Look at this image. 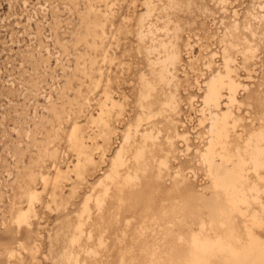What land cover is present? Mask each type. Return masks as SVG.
Masks as SVG:
<instances>
[{
    "label": "rangeland",
    "instance_id": "obj_1",
    "mask_svg": "<svg viewBox=\"0 0 264 264\" xmlns=\"http://www.w3.org/2000/svg\"><path fill=\"white\" fill-rule=\"evenodd\" d=\"M163 46L176 56L159 78ZM218 74L233 96L207 108ZM214 114L228 121L216 151L264 137V0H0V264H182L192 234L219 227L201 157ZM245 174L258 191L234 217L240 254L264 207V166ZM251 230L264 239V218Z\"/></svg>",
    "mask_w": 264,
    "mask_h": 264
},
{
    "label": "bare ground",
    "instance_id": "obj_2",
    "mask_svg": "<svg viewBox=\"0 0 264 264\" xmlns=\"http://www.w3.org/2000/svg\"><path fill=\"white\" fill-rule=\"evenodd\" d=\"M163 54H165L163 56L164 59L162 58L160 60L161 67L159 66L160 69L157 70V75H160L159 78L161 76L162 78L164 77V70L168 68V65L174 64L176 56L172 49L169 50V48L167 49L165 46H163ZM142 86L143 92L140 97L143 99L144 107H147V104L145 105L144 101L145 99L147 101V98L151 95L152 86L147 81H145ZM222 89H227L230 96H233V83L230 80H225L223 76L219 74L213 75L205 81L202 100L207 108L217 106ZM141 101L139 104L142 106ZM104 123L105 122H103V124ZM137 125L139 124L136 123L135 128ZM227 130V115L221 114L218 116V114H214L209 127L210 138L208 145L201 154L202 160L206 164L207 171H209L210 178L212 179L214 193V197L207 200L205 205L208 209L210 222L218 224L219 227L215 231L214 236L193 233L189 240L185 260L182 264H264V239H261L258 235H254L251 230V225L255 224L259 226L262 224V219L264 218V207L261 209L262 214L260 216L255 211H252L249 216L250 218L244 220L243 228H245L244 232L246 234L247 241L244 246V254H240L233 245L237 237L236 222L234 217L237 213L246 215L245 211L247 208L245 210H241L242 204H248V199L245 197V191H258L255 185L250 187L247 186L248 184L245 172L250 168L257 171L261 166H264V143H262L264 137L262 134H254L246 141L245 150H243V152L238 151L235 154L229 155L226 152L221 153L216 151L219 144H221L220 148L224 147L222 143L223 139L227 135ZM128 132L129 130L127 133ZM69 137L71 142L70 145L74 147V150L77 151V155L79 156V154H82L84 151L75 129L70 132ZM129 137H131V135L127 134L126 140H128ZM216 155L219 156V160L217 162L214 159ZM143 156V148L141 149L139 147L134 152V157L137 162H140ZM233 156L235 159H232ZM124 162L125 161L121 152H118L112 160L109 175L111 179L118 177L119 173L117 169L122 166ZM83 164L84 163H82V167ZM135 177L136 176L126 175L123 178L124 183H130ZM34 197V194H30V200ZM256 198L257 196L254 197V199ZM98 203H100L99 200ZM88 210L89 207L86 199L81 208L80 215L84 212H88ZM27 217L28 211H21L16 215L15 222L17 224L25 222ZM247 220L250 221V225L246 223ZM201 228H203L202 221Z\"/></svg>",
    "mask_w": 264,
    "mask_h": 264
}]
</instances>
